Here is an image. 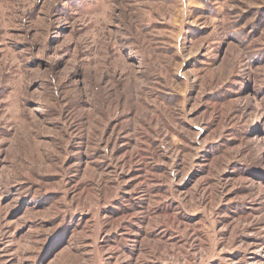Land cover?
I'll list each match as a JSON object with an SVG mask.
<instances>
[{
	"label": "rangeland",
	"instance_id": "obj_1",
	"mask_svg": "<svg viewBox=\"0 0 264 264\" xmlns=\"http://www.w3.org/2000/svg\"><path fill=\"white\" fill-rule=\"evenodd\" d=\"M0 264H264V0H0Z\"/></svg>",
	"mask_w": 264,
	"mask_h": 264
}]
</instances>
